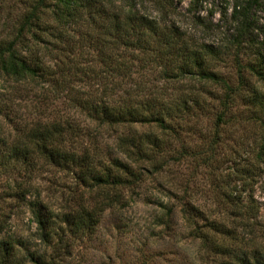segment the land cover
Listing matches in <instances>:
<instances>
[{
  "label": "trees",
  "instance_id": "obj_1",
  "mask_svg": "<svg viewBox=\"0 0 264 264\" xmlns=\"http://www.w3.org/2000/svg\"><path fill=\"white\" fill-rule=\"evenodd\" d=\"M130 1L24 0L26 8L15 19L13 36L0 38V76L25 87L45 85L96 129L117 135L116 153L107 159L95 142L92 149L75 148L84 133L69 117L32 130L30 146L15 150L23 163L34 173L35 158L43 159L45 166L72 173L83 186L95 189L100 199L95 206L83 205L63 218L37 192L28 203L38 225L37 240L53 252L61 250V258L46 250L26 255L27 246L6 240L0 242V264H68L72 252L66 239L92 233L100 216L122 201L123 189L138 188L147 172L168 169L176 155L173 140L197 131L208 107L223 129L257 127L256 160H263V48L257 46V62L246 68L250 78L239 71L238 84L232 85L213 65V51L185 41L173 25L145 15ZM7 3L0 0V12ZM240 14L235 8L233 17L239 19ZM243 17L238 39L250 37L248 16ZM154 71L164 83L161 87L143 79ZM186 76L197 80L203 91H182ZM79 83L91 89L85 92ZM164 86L177 93L166 94ZM143 127L148 131L137 133ZM217 138L214 135L210 143L213 154L220 142ZM242 192L225 194L222 203L230 207L215 211L181 200V217L191 236L201 241L206 264H264V246L256 233L260 209L252 194L246 197ZM172 213L170 209L166 215Z\"/></svg>",
  "mask_w": 264,
  "mask_h": 264
},
{
  "label": "rangeland",
  "instance_id": "obj_2",
  "mask_svg": "<svg viewBox=\"0 0 264 264\" xmlns=\"http://www.w3.org/2000/svg\"><path fill=\"white\" fill-rule=\"evenodd\" d=\"M7 2L0 12V38L13 36L15 19L26 8L24 0L20 4L19 0ZM130 2L137 4L145 15L173 25L185 41L213 51L216 54L213 65L232 85L238 84L241 75L250 78L246 68L257 62V46L264 53V0H256L252 6L247 4L248 0H234L231 12L230 0H187V6L185 0ZM235 8L241 12L239 19L233 17ZM244 15L248 16L245 23L250 37L238 39ZM49 60L55 68V60ZM143 79L159 87L164 84L157 79L155 71L153 75L145 74ZM182 80V91L201 88L190 76ZM78 85L85 92L91 89L82 83ZM165 92L177 93L166 88ZM61 116L72 119L84 133L81 144L75 145L79 151L92 149L95 142L107 159L116 153L117 135L96 129L83 114L61 103L58 93H50L42 84L31 83L25 87L0 76V242L24 244L28 247L26 255L44 252L37 232L25 235L26 226L35 225L28 206L35 199L30 196L40 191L49 208L63 218L73 215L83 205L95 206L100 199L95 189L83 186L72 173L45 166L44 160L37 158L33 166L38 172L33 173L34 168L15 154L16 148L30 146L28 140L34 128L44 123H61ZM214 117V109L211 111L208 107L197 131L190 130L182 133L180 141L173 140L176 155L168 169L147 172L138 188L123 189L122 201L108 208L100 218L96 217L99 220L92 233L66 239L72 252L68 264H206L201 241L191 236L181 217V200L215 211L230 207L222 203L225 194L238 196L242 190L246 197L253 195L260 209L256 233L264 246V157L260 163L256 160L260 131L252 125L223 129ZM148 129L139 128L137 133ZM150 132L156 133V130ZM214 135L220 142L213 154L210 143ZM24 194L27 197L23 201ZM170 209L173 213L168 217ZM161 217L166 223H162ZM61 253V250L52 251L51 255L61 258Z\"/></svg>",
  "mask_w": 264,
  "mask_h": 264
},
{
  "label": "clouds",
  "instance_id": "obj_3",
  "mask_svg": "<svg viewBox=\"0 0 264 264\" xmlns=\"http://www.w3.org/2000/svg\"><path fill=\"white\" fill-rule=\"evenodd\" d=\"M232 3H234V0H230V4H229V11L231 12L232 10ZM185 6H187V0H185ZM216 20L219 21V16L216 17ZM35 196H30V199H35ZM67 199V197H65ZM59 226H57L56 231L59 232ZM38 231V225H33V226H26V230H25V235H28L29 232L31 233H36ZM69 239H71V237H69ZM41 248L48 251L49 253H51L52 249H48L46 248V246L41 245Z\"/></svg>",
  "mask_w": 264,
  "mask_h": 264
}]
</instances>
